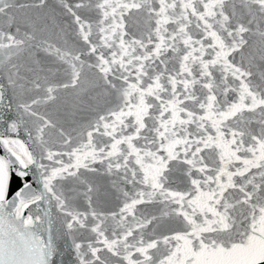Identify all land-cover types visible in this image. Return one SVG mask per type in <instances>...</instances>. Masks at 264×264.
Here are the masks:
<instances>
[{"label":"snow or ice","instance_id":"snow-or-ice-1","mask_svg":"<svg viewBox=\"0 0 264 264\" xmlns=\"http://www.w3.org/2000/svg\"><path fill=\"white\" fill-rule=\"evenodd\" d=\"M0 264H264V0H0Z\"/></svg>","mask_w":264,"mask_h":264}]
</instances>
